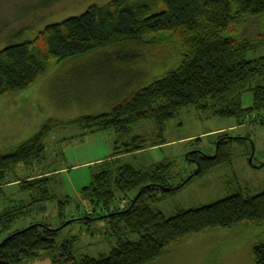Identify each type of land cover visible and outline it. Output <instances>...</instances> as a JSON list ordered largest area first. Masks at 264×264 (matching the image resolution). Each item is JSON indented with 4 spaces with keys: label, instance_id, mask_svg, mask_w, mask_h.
Here are the masks:
<instances>
[{
    "label": "trees",
    "instance_id": "obj_1",
    "mask_svg": "<svg viewBox=\"0 0 264 264\" xmlns=\"http://www.w3.org/2000/svg\"><path fill=\"white\" fill-rule=\"evenodd\" d=\"M52 1L55 0L44 4ZM153 4L157 7L155 11L142 1L94 3L78 15L47 24L32 40L0 48V97L28 87L50 64L95 51H102L106 60L96 61L94 64L99 67L91 68L93 73L114 71V83L124 81L114 95H108L107 101L118 100L107 111L83 114L68 121L49 119L12 150L0 153V184L5 173L17 164L30 165L43 158L44 140L56 126H77L83 135L87 130L93 134L111 129L123 141L121 151L113 147L111 156H115L154 146L145 135L131 134L134 125L150 121L155 124L150 135L161 136L165 123L183 107L209 116L235 117L238 121L264 110V55L244 57L246 51L264 43V28L259 18L252 26L254 33L249 35L243 30L249 19L264 15V0H153ZM166 49H171L172 68L164 69L157 77L154 74L150 82L138 87L140 76L146 74L140 65L160 57ZM107 86L112 88L111 83ZM245 91L251 97L246 108L242 106ZM227 135L219 131L218 145L212 153L215 157L200 153L201 161L196 160L199 173L230 159L231 139ZM243 139L249 138H240ZM111 156L102 159L101 170L92 173L89 183L79 189V198L90 208L87 212L83 210L80 218H97L100 209L108 212L101 217L110 222L115 240L108 254L75 256L70 242L64 241L58 247L55 244L59 228L42 223L4 238L0 242V264H20L44 250L58 251L53 264H147L184 239L205 231L238 224H264V191L234 192L207 205L180 209L165 217L151 205L176 189L166 192L164 188H155V183L172 186L160 182L166 179L159 174L168 164L134 169L128 164L115 165L117 157ZM49 180L46 174L17 178L19 190L29 194L33 203L54 197ZM2 192L0 186V196ZM119 194L127 202L122 209H115ZM60 201L61 206L67 203ZM13 215L9 208L0 213L2 230ZM131 235L137 239H130ZM250 256L253 264H264V239L252 243Z\"/></svg>",
    "mask_w": 264,
    "mask_h": 264
},
{
    "label": "rangeland",
    "instance_id": "obj_2",
    "mask_svg": "<svg viewBox=\"0 0 264 264\" xmlns=\"http://www.w3.org/2000/svg\"><path fill=\"white\" fill-rule=\"evenodd\" d=\"M45 1L48 0H0V48L32 40L47 24L78 15L91 4L100 5L109 0H55L47 6ZM134 1L150 4L153 11L157 9L153 0ZM257 19L264 28V15L251 18L243 28L247 34L254 33L252 26ZM170 55L171 49H166L160 57L148 59L140 65V70L146 74L140 76L138 87L150 82L154 74L157 77L164 69L172 68ZM262 55L264 43L246 51L244 57L252 59ZM104 59L106 56L102 51L66 58L50 64L28 87L2 95L0 153L12 150L49 119L68 121L83 114L107 111L118 100L106 101L108 95H114L118 85L124 81L114 83V71L93 73L91 68L99 67L94 62ZM163 61L166 65L164 68L161 67ZM107 83H111V89ZM250 101V92L245 91L242 102L246 104ZM233 124L235 128L224 129L223 132L228 134V140L231 139L228 143L231 145L230 159L220 162L206 173H199L200 165L196 160L201 161L200 153L215 157L212 153L218 142V129ZM154 130L155 124L150 121L135 124L131 134L145 135L147 142H153L150 144L154 146L111 156L114 146L119 151L123 148V141L111 129L93 134L87 130L83 135V130L77 126L65 124L54 127L44 140L46 148L39 162L17 164L5 173L0 184L3 190L0 213L9 208L14 215L6 222L5 229L0 228V242L29 225L47 224L51 228H59L54 238L57 247L64 241L70 242L75 256L98 257L108 254L115 243L110 222L101 218L106 217L108 212L100 209L98 211L102 216L96 214L99 217L82 218V211L87 212L90 208L79 198V189L89 183L92 173L101 170V159L110 156L117 157L115 165L128 164L134 169L157 163L168 164L159 174L165 175L166 179L160 182L172 186L155 183V188H164L166 192L176 189L151 205L153 210H159L165 217L174 215L180 209L207 205L234 192L257 194L264 191V110L253 112L238 121L235 117L209 116L192 107H183L165 123L161 136H151ZM244 137L249 139L240 140ZM121 155L125 158L120 159ZM91 160L99 161L84 165V162ZM41 174L50 177L48 186L54 197L33 203L29 194L19 190L17 178L23 180L28 175L36 177ZM120 197L119 194L115 209H122L126 205L127 201ZM60 200L67 202L65 206H61ZM69 216L74 220L70 221ZM130 239L136 240L137 236L131 235ZM260 239H264V224H238L205 231L184 239L171 251L147 264H253L250 247ZM57 254V250H44L20 264H53L52 260Z\"/></svg>",
    "mask_w": 264,
    "mask_h": 264
},
{
    "label": "crops",
    "instance_id": "obj_3",
    "mask_svg": "<svg viewBox=\"0 0 264 264\" xmlns=\"http://www.w3.org/2000/svg\"><path fill=\"white\" fill-rule=\"evenodd\" d=\"M94 63H97V62L95 61ZM103 102H105V101H103ZM250 104H251V101L250 102H247L246 104H244L242 102V106L245 107V108L248 107V106H250ZM235 127H236L235 124H233V125H230V126H228L226 128H219L218 131H223L224 132V129H230V128H235ZM122 158H125V156L124 155H121V158L120 159H122ZM97 161H99V160H96V162ZM96 162H95V160H91V161H88V162H84V165H86V164L91 165V164H95Z\"/></svg>",
    "mask_w": 264,
    "mask_h": 264
},
{
    "label": "flooded vegetation",
    "instance_id": "obj_4",
    "mask_svg": "<svg viewBox=\"0 0 264 264\" xmlns=\"http://www.w3.org/2000/svg\"><path fill=\"white\" fill-rule=\"evenodd\" d=\"M228 136V135H227ZM217 145H218V143H217ZM217 145H216V147H217Z\"/></svg>",
    "mask_w": 264,
    "mask_h": 264
}]
</instances>
